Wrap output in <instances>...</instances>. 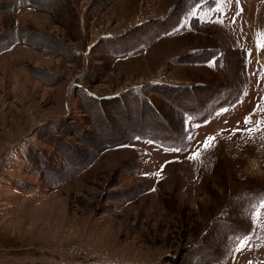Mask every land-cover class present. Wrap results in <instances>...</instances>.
I'll return each mask as SVG.
<instances>
[{
  "label": "rangeland",
  "instance_id": "obj_1",
  "mask_svg": "<svg viewBox=\"0 0 264 264\" xmlns=\"http://www.w3.org/2000/svg\"><path fill=\"white\" fill-rule=\"evenodd\" d=\"M93 1L71 0L74 21L68 24L25 0H0L10 3L9 11L0 10L1 30L16 25L37 46L42 38L36 33L64 47L15 43L0 52V264H264V48L257 46L258 38L264 42V0H217L211 9L198 3L174 29H195L204 38L192 44L196 50L224 47L229 80L244 67L243 57L250 61L237 80V102L202 122L184 119L195 136L187 149L134 137L101 151L78 176L51 184L40 175L39 159L57 151L43 136L56 135L61 150L90 152L82 135L97 123L85 112L82 94L112 97L132 88L144 94V85L160 83L147 82L143 40L170 21H162L163 15L142 20L137 12L117 21L110 8L117 0L99 12ZM125 7L126 13L136 8L130 2ZM193 19L207 28L199 29ZM210 21L228 24L248 47V57ZM174 58L170 65L197 63H172ZM217 73L220 80L203 81L209 88L184 90L188 98L181 103L192 106L216 95L226 84ZM94 111L111 120L105 108ZM164 114L179 133L180 118ZM69 119L75 136L59 131ZM114 122L122 130L152 129L144 121L126 129ZM210 136L216 139L203 149Z\"/></svg>",
  "mask_w": 264,
  "mask_h": 264
},
{
  "label": "trees",
  "instance_id": "obj_2",
  "mask_svg": "<svg viewBox=\"0 0 264 264\" xmlns=\"http://www.w3.org/2000/svg\"><path fill=\"white\" fill-rule=\"evenodd\" d=\"M27 3L33 5L39 10L48 11L54 20L63 21L66 20V23L74 21V6L71 0H25ZM112 0H96L92 2L91 8L96 9V12L104 10ZM206 3L205 7H212L215 5V0H178L173 6L172 9L167 11L166 14H163L161 19L162 21H170L167 24H162L146 39L143 40V46L147 47L153 43L156 39L160 38L165 34H169L180 24L181 19L186 14L188 9L196 4ZM10 8V3L0 2V10H8ZM97 13L93 14V17ZM171 15H174V19L169 18ZM159 18V19H160ZM196 24H198L199 29L203 30L207 28V24L199 22L196 19H193ZM18 26H8L5 30L0 29V52L8 49L13 46L15 43H23L27 45H32L38 48H43V45L46 46L45 41H48L49 44H54L58 48H64L61 44L56 43L55 41L47 38L46 36L36 35L42 40L40 41L41 46L37 42L34 43L28 35V33H20ZM1 28V27H0ZM11 28V29H10ZM70 28L72 26L70 25ZM7 30V31H6ZM74 31V28H72ZM219 34V33H217ZM36 38V37H35ZM214 48L196 50L194 52H189L186 54L176 56L172 63H185V62H208L213 59V64L215 69L220 71L225 80L226 84L222 87L216 95H223L222 99H216V95L209 97L206 101L202 103L199 101H194L192 106H189L186 103H181V101L188 98L183 94V91L188 89L193 92L194 90L201 91L202 89L209 88V84H198L197 86H185V85H172L167 83H153L147 84L142 87L143 92H137L136 88L127 89L121 95H115L112 97H102L98 98L93 95L82 94L83 103L87 105L86 113L91 118H95V123L91 122L94 130L93 132L88 133V135H82L83 142L85 147H88L90 152H85L83 150H77L74 148L67 147L69 141L63 142L66 149L57 148V138L54 134H48V136H43V139L48 143L53 145L56 148L55 156L50 154L48 158L39 159L41 163L40 175L44 176L46 181L49 183L62 184L69 179H72L80 174L85 168H87L97 155L106 149L114 148L123 144H126L134 137H139L142 139H148L157 143L158 145L165 148H183L184 150L190 145L188 140V135H191V130H187L185 127V118L186 117H197V122H202L211 118L215 112L219 109L226 108L238 101L241 96V89L238 83V79L242 76V71L244 72L246 59L243 57V68L239 71V75L235 79H228V66L226 61V49L222 46ZM228 50V49H227ZM198 53H204L203 57L197 59L191 58L195 57ZM245 56V55H244ZM201 86V87H199ZM146 93H153L158 96L159 101H152ZM213 101V102H212ZM97 107L99 110L106 109L110 112V119L107 117L102 119V117L97 114L94 110ZM174 118L175 116L180 118L181 129L179 133L176 132V128L172 127L171 120H169L164 113ZM172 115V116H171ZM146 117H149L146 118ZM121 123L126 129L128 124L139 122L143 124V121L149 122V127L153 129L148 130L145 127L140 129H129L122 130L115 127V122ZM66 125L60 124L59 131L62 129L63 135L75 136L77 134L76 124L72 119H69ZM114 122V123H113ZM58 124L55 123V126ZM89 124V122H87ZM148 130V131H147ZM50 135V136H49ZM68 142V143H67ZM70 146V145H69ZM84 147V148H85ZM47 154V153H45ZM58 154V155H57ZM51 181V182H50ZM257 202V201H256ZM250 229L245 232L249 233ZM228 248V247H224Z\"/></svg>",
  "mask_w": 264,
  "mask_h": 264
},
{
  "label": "crops",
  "instance_id": "obj_3",
  "mask_svg": "<svg viewBox=\"0 0 264 264\" xmlns=\"http://www.w3.org/2000/svg\"><path fill=\"white\" fill-rule=\"evenodd\" d=\"M126 2H130L136 8H134L133 11L128 9L126 13L125 11ZM174 2L175 0H117L114 4L111 5L110 8H112L111 9L112 14L117 19V21L121 20L126 22L129 20V16H132L134 12H137V14L140 15H144V17L141 18L142 20L146 19V17L151 18V17L161 16L165 13L167 9L171 7V5ZM143 3H144V7H142ZM216 4H217V0H215L214 6H216ZM214 6L204 7V6L196 5V7L201 9H205V8L211 9ZM121 13H123V16H121L122 15ZM136 22L139 23L141 21H136ZM182 23L184 24V22ZM182 23H180L179 26ZM210 24L217 30L222 31L224 33V37L227 38L228 41L230 40L231 46L241 47L245 49L244 55L247 54L248 57V53H247L248 47L243 46L241 44V40L239 39V36L234 33V31L228 24L220 25L219 23L216 22L212 24L211 21ZM178 35H179V39L177 38ZM202 39L204 38L197 35L195 29L188 27L186 25L183 26L181 29L178 28L173 33L158 38L150 46L144 48V53H146L144 59L147 66L146 76H149L148 78L151 77L150 80L148 79L147 82L158 80L160 82H164L172 85H189L193 83H204L203 81L210 80L212 78L216 80H220L221 79L220 75L219 73H217L220 71L215 69L213 64V59L205 63L203 62L196 63V65L193 64L170 65L169 63L172 58L178 56L179 54H183L184 51L190 52L196 50L197 48L192 47V44L197 42L198 40H201L203 42ZM249 63L250 61L248 58V61H246V66H245L246 71Z\"/></svg>",
  "mask_w": 264,
  "mask_h": 264
},
{
  "label": "snow or ice",
  "instance_id": "obj_4",
  "mask_svg": "<svg viewBox=\"0 0 264 264\" xmlns=\"http://www.w3.org/2000/svg\"><path fill=\"white\" fill-rule=\"evenodd\" d=\"M257 46L259 48H264V42H261L259 38H258V41H257ZM249 122H250V117H245V123H249ZM257 123H259V122H257ZM234 131H238V130H234ZM217 135H219V134H217ZM187 138H188L189 142H192V141L195 140V136L194 135H188ZM215 139H216L215 136L207 137L205 139V142H204L203 146H202L203 149H207V148L211 147L212 146L211 142L214 141ZM199 150L200 149H198L196 153H193V157H190V158H194L196 155H198L199 154ZM173 151L182 152V151H184V149L183 148H175V149H173ZM161 170H163V166H161ZM159 174H160L159 172L156 173L157 176H159Z\"/></svg>",
  "mask_w": 264,
  "mask_h": 264
}]
</instances>
